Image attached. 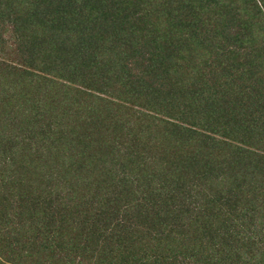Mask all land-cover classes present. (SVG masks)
<instances>
[{"label": "trees", "instance_id": "1", "mask_svg": "<svg viewBox=\"0 0 264 264\" xmlns=\"http://www.w3.org/2000/svg\"><path fill=\"white\" fill-rule=\"evenodd\" d=\"M0 29L34 94L0 150L41 174L0 264H264V0H0Z\"/></svg>", "mask_w": 264, "mask_h": 264}, {"label": "rangeland", "instance_id": "2", "mask_svg": "<svg viewBox=\"0 0 264 264\" xmlns=\"http://www.w3.org/2000/svg\"><path fill=\"white\" fill-rule=\"evenodd\" d=\"M35 26H39V25H35ZM2 31L3 30L0 29V33H2ZM35 32L37 31H33V33ZM10 35L11 33L10 32L6 33V30H5L3 33L2 40H1V44H0V120H1L0 122V142L2 141L1 149L3 151L15 150L16 145L21 140V139H16L14 137L15 133H21L18 130L22 128H18V130H15L16 127H12L14 122L12 121L11 118L15 119L16 117L13 111L18 110V103L25 102V100L30 99L34 95L33 89L30 86H27V85H31L32 82H26L28 77L31 76V78H33L32 74L25 72L26 70H30L24 64L25 62L29 61V55L25 57L20 56V52H18L17 46L13 44V41ZM17 59H21V61H23L22 65L20 64V62L17 61ZM32 71H36V70H32ZM35 79L36 77L34 76V80ZM17 85H20L22 89V92H21L22 94L18 93L19 91H18V88L16 87ZM21 96H22V99H19ZM14 99H16V101H14ZM17 100H19L20 102H17ZM35 102L37 104H41L40 102H37V101ZM120 103L122 102L117 101L116 104H120ZM15 104L17 105V108L15 107ZM123 104L125 105L126 103H123ZM113 106L112 108L115 109V107ZM131 109H134V110L136 109V111H139V108L137 107H132ZM15 122H19V120H15ZM6 124L9 126L8 128L9 130L7 129L8 131H6V136L1 137V134H3L4 129L6 130L7 128L6 126H3V125H6ZM2 127H5V128H2ZM10 134L11 136H9ZM7 136L11 138H9V140H2L4 137H7ZM130 139L132 138H129L127 140H130ZM28 141H32V140L29 139ZM3 153L4 152L0 150V155H2L1 157H4L3 159H1L2 165L0 166V192L2 195L6 196V200L5 202H1L0 213L4 214L3 217H5V215L7 216L8 214L7 217L13 218L16 220V222H18V219L20 218L21 213H31L33 210L38 209L35 203L37 201L36 196L38 195L37 187L39 186L38 183H40V178L38 179V176L41 174L39 175L37 174L35 168H33L34 167V163H32L33 159H31V157H29L28 155L26 156L25 154L24 157H21L18 161H16V159L13 160V159L6 158L7 156L10 157L12 154L9 155V153L8 154L4 153L5 155L3 156ZM41 160L42 159H36L39 165L41 163ZM158 163L159 162H152V161L149 163L143 162L142 166L146 167V169L149 171L155 170V168H163V166L159 165ZM165 167H167L166 164L164 168ZM84 168L88 169L89 166L85 163ZM164 170L165 171H162V173L166 174V171H169L170 169L165 168ZM114 173L117 175L118 179L121 178L120 177L121 172H119L117 169L114 170ZM159 173H156V174H159ZM13 181H14V184L12 185ZM120 185H121L120 187H117L115 185L114 188H112L114 190L113 196L117 195L118 191L123 192L124 189H127V191L130 193L132 192L131 190L132 188L130 186H124V184L122 183H120ZM31 186L32 188H30ZM210 189H211L210 191L214 190V193L216 194L217 192H221L222 190H224V187L221 186V189H219L215 185L213 189L212 188ZM21 193L22 195H20ZM130 193L125 192V194H130ZM235 194L236 192H234V194H232V197H231V199H234L232 200L233 203L236 201L237 197L239 196L238 194V196L235 197ZM223 196L226 197V195H223ZM224 202L225 201H222V203ZM243 203L245 206L250 205L249 201H246V202L244 201ZM262 204L264 205V201L262 202ZM52 215H55L56 219L59 218L58 212L55 208H52L51 210L46 211V215H45L46 217H49V216L51 217ZM2 223L3 222L0 221V225ZM15 225L19 226V223H15ZM4 231H2L0 235H2ZM13 232L14 231H11L10 233L9 231L6 235L4 233L1 239L6 238L7 240H10L11 242L13 237L16 238V236L13 235Z\"/></svg>", "mask_w": 264, "mask_h": 264}]
</instances>
